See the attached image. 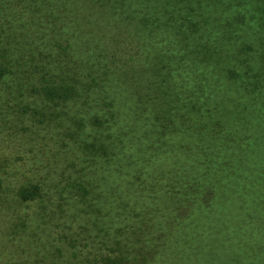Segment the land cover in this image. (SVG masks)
Segmentation results:
<instances>
[{
    "label": "rangeland",
    "instance_id": "rangeland-1",
    "mask_svg": "<svg viewBox=\"0 0 264 264\" xmlns=\"http://www.w3.org/2000/svg\"><path fill=\"white\" fill-rule=\"evenodd\" d=\"M0 1V264H214L221 245L264 264V212L240 199L264 190V0H125L121 44L57 0L71 8L68 54L45 17ZM49 79L77 95L47 102ZM198 160L229 173L236 207L209 211L207 190L183 206ZM30 184L41 196L22 202Z\"/></svg>",
    "mask_w": 264,
    "mask_h": 264
},
{
    "label": "trees",
    "instance_id": "trees-1",
    "mask_svg": "<svg viewBox=\"0 0 264 264\" xmlns=\"http://www.w3.org/2000/svg\"><path fill=\"white\" fill-rule=\"evenodd\" d=\"M63 3V0H60ZM72 1V8L74 12V6H76L77 10L74 12L78 14L79 12H82V18L81 20L85 23V27L92 26L93 32H96L103 40H105L107 43L110 44H121V38L123 37L124 33L121 31H124L123 29H132L131 27H119V23L114 20V17L121 13V18L126 21H133V14H128V7L125 0H108V2H99V0H69ZM183 7H189V0H182ZM0 4L1 1H0ZM57 0H18L17 2H13L12 6L19 9V10H29L32 11L34 14H38L42 17H45L49 24L53 26L54 33L58 34L54 37V43L55 41H60L63 44H67V47H63L62 51H65L67 54L72 50L74 47L71 45V38H67V24L71 23V20H68L71 13V8L68 7L70 5H58ZM4 8V6H3ZM94 20L95 22H93ZM123 28V29H122ZM64 36L66 37V40H64ZM73 37V35H72ZM88 44H92V42H88ZM253 47V46H252ZM254 48V47H253ZM248 50L251 52L252 48H248ZM108 48L107 45L105 48H101V56H104L108 54ZM118 54V50L115 52L110 53L111 58H115ZM64 56L59 55V57H66V54H63ZM134 63V62H133ZM134 69V68H133ZM230 77L233 80H236L239 78V73L234 72L233 70L230 72ZM138 81L137 72L133 70V82ZM42 93L44 97L47 99V102H53L57 99H60L62 101H70L77 95V87L76 85L68 84L64 81H56L49 79L47 82H45V85L42 88ZM139 97L141 98H147V94L144 92H138ZM201 98V97H200ZM111 106V104H110ZM106 123H110V119L107 118ZM103 126L104 124H100ZM216 127L219 129H222L224 127V124L219 121L216 124ZM143 146H145L143 144ZM109 147H107L105 144L102 143V146L100 149L95 150L96 148H92L95 151H107ZM150 158V154H147ZM160 156H158L159 158ZM152 159V158H151ZM153 163V160H150V164ZM187 164H189L186 161ZM206 165L201 166V165ZM214 164V161H202L198 160L195 161L196 166H201L199 170H196L194 172H191L190 175L186 174L188 179V192L181 194V201L184 205H187L189 203V199L192 200L194 196H199L201 193H203L205 190H207V196L208 201H213L209 203L208 209L209 211H213L215 209L219 210V212H228L232 207H236V205L241 202V200H244V202H248L252 205H254L256 208L255 211L264 212V190L257 189V190H250L243 193V197L240 199H235L238 195L230 194L228 192L229 189L226 185H224L225 181H227V175L229 173L221 174V172H217L214 168L215 165L211 168H208L210 165ZM227 174V175H226ZM226 175V176H225ZM206 177L216 178L218 179L217 182H220L219 186H224L225 189L223 190H217L213 191L210 188L202 189L198 186L202 184L205 181ZM246 176L240 174L237 176L238 179L242 180ZM204 179V180H203ZM197 190L195 187H197ZM264 186V184H263ZM183 187V186H182ZM210 189V190H209ZM3 190L2 182L0 181V192ZM41 187L36 184H30L28 186L21 187L18 191V198L22 202H32L39 199L41 196ZM79 192L81 195V203L83 205H86L87 197H88V191H85L83 187L79 186ZM235 201H234V199ZM236 202V204H235ZM261 203V208H258L259 204ZM180 204V203H179ZM249 212V211H248ZM250 214V212H249ZM225 215V214H223ZM264 215V213H263ZM117 250H122L123 247L120 246V243L116 244ZM127 249V248H126ZM234 251H228L225 246L221 245L219 248H217L216 252L214 253V264H244L243 260L245 258L247 264H254L256 259L251 258V254L243 255L244 252H238L237 247L233 248ZM249 249V245L246 244L245 250ZM116 250H113V253H115ZM128 254L130 252H127ZM224 253V254H223ZM242 254V255H241ZM129 256H132V254ZM244 257V258H243ZM254 259V260H253ZM128 260L126 256L123 254L118 255H109L106 257L105 260H102L101 264H140V260L134 259ZM203 264V262H200Z\"/></svg>",
    "mask_w": 264,
    "mask_h": 264
}]
</instances>
